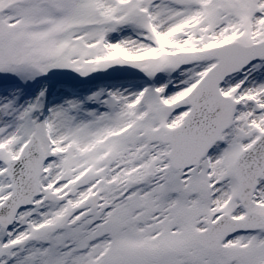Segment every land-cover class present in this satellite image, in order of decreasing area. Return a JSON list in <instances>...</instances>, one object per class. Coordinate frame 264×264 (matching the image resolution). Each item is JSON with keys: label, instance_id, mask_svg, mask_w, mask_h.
Instances as JSON below:
<instances>
[{"label": "snow or ice", "instance_id": "6c2138e0", "mask_svg": "<svg viewBox=\"0 0 264 264\" xmlns=\"http://www.w3.org/2000/svg\"><path fill=\"white\" fill-rule=\"evenodd\" d=\"M0 264H264V0H0Z\"/></svg>", "mask_w": 264, "mask_h": 264}]
</instances>
